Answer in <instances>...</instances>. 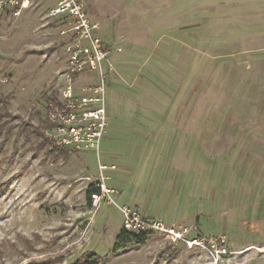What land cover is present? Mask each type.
Here are the masks:
<instances>
[{
  "label": "rangeland",
  "instance_id": "1",
  "mask_svg": "<svg viewBox=\"0 0 264 264\" xmlns=\"http://www.w3.org/2000/svg\"><path fill=\"white\" fill-rule=\"evenodd\" d=\"M82 1L120 52L106 75L99 154L68 149V161L35 132L48 94L65 85L63 38L46 16L55 0L0 11L10 114L0 136V264H73L86 252L97 264H264V0ZM98 164L108 188L139 193L140 212L184 241L151 233L114 250L121 215L88 205ZM192 239L202 246L188 247Z\"/></svg>",
  "mask_w": 264,
  "mask_h": 264
},
{
  "label": "built area",
  "instance_id": "2",
  "mask_svg": "<svg viewBox=\"0 0 264 264\" xmlns=\"http://www.w3.org/2000/svg\"><path fill=\"white\" fill-rule=\"evenodd\" d=\"M22 3V0H0V11L15 10ZM46 16L55 22L63 38L66 73L63 89L48 94L44 103V121L49 126L43 133L51 146H62L74 152L90 151L98 156L100 141L107 128L106 75L112 69L113 53L120 49L98 35L99 24L88 14L82 0H55ZM81 76L95 83L77 86ZM106 169V165L98 164L100 178L94 185L95 191L90 194L92 208L115 207L121 215V228L128 232L164 234L172 242L183 240L179 231L168 228L160 219L145 216L128 205L117 204L113 198L117 191L104 183L107 178L103 171ZM109 169L113 170L114 166ZM185 243L188 247L202 246L198 239L185 240ZM214 252L218 254L217 250Z\"/></svg>",
  "mask_w": 264,
  "mask_h": 264
},
{
  "label": "trees",
  "instance_id": "3",
  "mask_svg": "<svg viewBox=\"0 0 264 264\" xmlns=\"http://www.w3.org/2000/svg\"><path fill=\"white\" fill-rule=\"evenodd\" d=\"M53 98H55V95H53ZM6 99H7L6 97L0 95V136L5 134V132L8 129L7 120H5V118L9 117L10 114L7 110L9 104ZM37 116H38L39 124L35 128V132L37 133L36 136L37 138H39L41 144L50 145L48 138L43 133L44 128L49 126V124L43 121L40 114H37ZM27 133H28L27 136L29 135L31 137V135H33V132H30L28 130ZM50 148H51L50 149L51 152H54L56 155L61 156L64 161L69 160L68 148L62 146H51ZM94 191H95L94 185H90L87 189L88 205H90V194ZM146 235L147 234L144 233L128 232L123 228H121L117 236L115 237L113 249L117 250V249H124L129 246H141L147 240ZM99 261H100V256L98 254L93 252H86L83 253L73 264H97ZM27 264H33V262Z\"/></svg>",
  "mask_w": 264,
  "mask_h": 264
},
{
  "label": "crops",
  "instance_id": "4",
  "mask_svg": "<svg viewBox=\"0 0 264 264\" xmlns=\"http://www.w3.org/2000/svg\"><path fill=\"white\" fill-rule=\"evenodd\" d=\"M107 112V110H106ZM116 197V199H120L121 202L125 205H128L130 207H133L135 209L139 210L141 209V211H146V208L143 204V198L139 195V193H135V194H131L129 197L128 196H123V193L121 191H118L116 194H113V198ZM91 204V202H90ZM141 212L143 215L145 216H150L147 213H143ZM153 217V216H150Z\"/></svg>",
  "mask_w": 264,
  "mask_h": 264
}]
</instances>
